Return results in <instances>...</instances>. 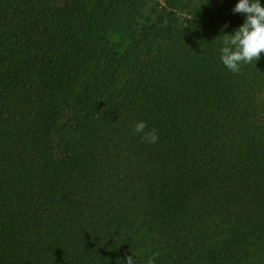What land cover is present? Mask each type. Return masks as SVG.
<instances>
[{"label":"trees","instance_id":"trees-1","mask_svg":"<svg viewBox=\"0 0 264 264\" xmlns=\"http://www.w3.org/2000/svg\"><path fill=\"white\" fill-rule=\"evenodd\" d=\"M237 2L0 0V264H264V53L237 75L217 38Z\"/></svg>","mask_w":264,"mask_h":264},{"label":"clouds","instance_id":"clouds-1","mask_svg":"<svg viewBox=\"0 0 264 264\" xmlns=\"http://www.w3.org/2000/svg\"><path fill=\"white\" fill-rule=\"evenodd\" d=\"M232 12L244 14L243 23L232 34L222 33L217 38L222 36V47L219 50L222 64L230 72L239 75L242 65L258 61L264 53V6L260 0H238ZM147 127L144 121H138L133 131L142 134L144 142L157 143V130L152 128L146 131ZM158 255V252L153 253L146 264H154ZM125 264H137L133 254L125 257Z\"/></svg>","mask_w":264,"mask_h":264},{"label":"rangeland","instance_id":"rangeland-1","mask_svg":"<svg viewBox=\"0 0 264 264\" xmlns=\"http://www.w3.org/2000/svg\"><path fill=\"white\" fill-rule=\"evenodd\" d=\"M112 42L124 44V39L121 36L114 35L112 36ZM259 103H261L264 107V90L258 95ZM54 149L55 155L61 156L63 153L62 147L60 146L58 140L55 138L54 140Z\"/></svg>","mask_w":264,"mask_h":264}]
</instances>
